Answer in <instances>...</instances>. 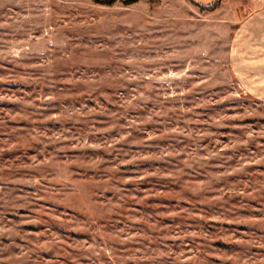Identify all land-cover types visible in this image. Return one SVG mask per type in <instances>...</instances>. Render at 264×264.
I'll list each match as a JSON object with an SVG mask.
<instances>
[{
	"label": "rangeland",
	"instance_id": "rangeland-1",
	"mask_svg": "<svg viewBox=\"0 0 264 264\" xmlns=\"http://www.w3.org/2000/svg\"><path fill=\"white\" fill-rule=\"evenodd\" d=\"M126 1L0 0V264H264V0Z\"/></svg>",
	"mask_w": 264,
	"mask_h": 264
},
{
	"label": "crops",
	"instance_id": "crops-1",
	"mask_svg": "<svg viewBox=\"0 0 264 264\" xmlns=\"http://www.w3.org/2000/svg\"><path fill=\"white\" fill-rule=\"evenodd\" d=\"M242 39L264 40V5L250 11L240 22L236 36Z\"/></svg>",
	"mask_w": 264,
	"mask_h": 264
},
{
	"label": "trees",
	"instance_id": "trees-1",
	"mask_svg": "<svg viewBox=\"0 0 264 264\" xmlns=\"http://www.w3.org/2000/svg\"><path fill=\"white\" fill-rule=\"evenodd\" d=\"M95 1H97L98 3H103L106 5H109L110 3L112 4L113 1H115V0H107V1H103V2H99L98 0H95ZM134 2H136V0H127L125 3H126V5H131Z\"/></svg>",
	"mask_w": 264,
	"mask_h": 264
}]
</instances>
